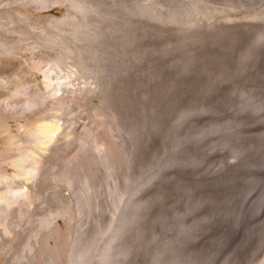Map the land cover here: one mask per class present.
Here are the masks:
<instances>
[{
  "label": "rangeland",
  "instance_id": "374dc122",
  "mask_svg": "<svg viewBox=\"0 0 264 264\" xmlns=\"http://www.w3.org/2000/svg\"><path fill=\"white\" fill-rule=\"evenodd\" d=\"M58 19L62 21L59 22ZM258 33L263 37H259ZM260 38L264 40V0H0V98L14 100L34 96V93L43 94L46 87L43 80L48 73L51 74L52 82L55 81L53 83L71 86L72 97L64 96L65 102L59 109L60 116L64 119L61 117L63 126L65 122L63 129L68 131L64 130L68 136L62 143L60 157V164L61 161L64 163L61 164L62 175H65L62 181L65 183L71 177L80 190L85 189L83 182L96 183L94 195L103 197L106 193L104 197L107 199L112 198L111 195L121 199L128 196L143 199L147 198L145 196L149 199L152 197V212H143L141 217L144 220L140 219L141 224L144 221L146 230L139 224L143 231L140 237L144 241L138 238L139 245L141 243L136 248L137 254L135 253L136 257L139 255L138 263L144 262V253L155 240L153 242L159 248L158 254L159 258L162 257V262L180 261L190 256L188 260L191 264H264V250H261L264 249V41ZM122 42L128 45H121ZM108 52L113 53L109 55ZM112 56L115 58H111ZM129 56L135 58L131 59ZM37 59L42 60L41 65ZM50 65H53L52 69L49 68ZM206 101L210 103L206 104ZM205 104L209 106L205 107ZM124 106L127 108H122ZM118 108H122V111ZM176 112H187L188 116L182 120ZM141 114L146 119L149 117L146 124L150 122L151 125H143ZM118 118L130 122L132 134L135 131L136 136L119 133L122 121ZM0 122L6 123L1 115ZM11 122L16 123L14 120ZM66 122L77 126H73L71 130ZM34 124L35 122L29 123L28 126ZM28 126L23 131L14 125L0 126V175L4 167L9 172L14 171L10 156L18 154L22 149H19L21 145L23 148L31 145L33 136L26 131ZM3 129L6 132L1 131ZM87 129L89 133L85 132ZM211 130L212 132H208ZM12 136L16 139L12 140ZM68 138L71 139L70 145L74 146L72 151L66 148ZM176 142L182 144L174 149ZM161 161H168L169 165ZM209 166L215 169H210ZM125 167H128L127 170ZM202 169L208 170L203 173L200 171ZM134 172L139 176L136 174L135 177L134 174L129 179ZM65 177L67 178L64 179ZM133 181L138 184L132 185ZM10 184L13 192L20 181L14 179ZM61 188L65 191L64 186ZM133 189L137 190V195L125 192ZM118 203L120 208L126 204L127 207L107 210L110 212H107V221H117L119 213H125L123 211H128L131 205L120 200ZM1 204L2 202V208ZM153 209L156 212L153 213ZM182 213L187 215L182 216ZM95 214L93 211L79 213L80 217L77 214L74 223L76 227L73 229L76 230L81 225L93 226ZM144 215L151 217L146 219ZM175 219L181 223L174 221ZM159 226L168 228L160 230ZM166 230L169 234H166ZM68 244L70 242L66 238L64 244L60 245L64 254L61 258L58 257L56 247L37 246L35 263L42 264L41 256L48 253L54 261L66 264ZM15 248L22 250L23 245H16ZM0 257L2 264L5 255L1 253Z\"/></svg>",
  "mask_w": 264,
  "mask_h": 264
},
{
  "label": "bare ground",
  "instance_id": "6f19581e",
  "mask_svg": "<svg viewBox=\"0 0 264 264\" xmlns=\"http://www.w3.org/2000/svg\"><path fill=\"white\" fill-rule=\"evenodd\" d=\"M44 1V0H43ZM49 1V0H48ZM46 2V1H45ZM78 4V3H77ZM88 4V3H87ZM84 6V5H83ZM146 7V6H145ZM63 18V17H62ZM59 20V19H58ZM54 21V20H53ZM62 20H59V22ZM87 21V20H86ZM92 21V20H91ZM56 22V21H55ZM48 23V22H47ZM64 23V22H63ZM71 23V22H70ZM59 24V23H58ZM61 24V23H60ZM59 27V26H58ZM225 27V26H224ZM60 29V28H59ZM62 29V27H61ZM261 32V31H259ZM263 32H261L260 34H262ZM259 33V37H263L261 36ZM89 35V34H88ZM257 35V36H258ZM254 36V35H253ZM196 38V37H195ZM252 38V37H251ZM260 38V39H261ZM126 39V38H124ZM255 39V37H254ZM264 39V38H263ZM262 40V39H261ZM257 41V40H256ZM264 41V40H262ZM121 42V41H120ZM124 42V41H123ZM121 43L124 44V43ZM128 42V41H127ZM255 42V41H254ZM127 44V43H126ZM124 44V46L126 45ZM129 44V42H128ZM127 44V45H128ZM251 44V42H250ZM258 44V43H257ZM262 44V43H261ZM264 44V42H263ZM108 45V44H107ZM107 45H103L104 47H106ZM119 45V44H118ZM249 45V43H248ZM97 46V45H96ZM100 46V45H99ZM98 46V47H99ZM116 46V45H115ZM259 47V46H258ZM113 48V47H112ZM127 48V47H126ZM132 48V47H131ZM134 48V47H133ZM132 48V49H133ZM136 48V47H135ZM145 48V47H144ZM253 48V47H251ZM96 49V48H95ZM101 49V48H100ZM104 49V48H103ZM106 49V48H105ZM115 49V48H114ZM137 49V48H136ZM136 49H135V53H136ZM143 49V48H142ZM260 49V48H259ZM258 49V51H259ZM117 51V49H115ZM131 50V49H130ZM249 50V49H248ZM247 50V51H248ZM102 51V49H101ZM104 51V50H103ZM107 51V50H106ZM110 51V50H109ZM114 51V50H113ZM115 51V52H116ZM119 51V50H118ZM243 51V50H242ZM250 51V50H249ZM96 52V51H95ZM98 52V51H97ZM134 52V51H133ZM133 52L131 54H133ZM143 52V50H142ZM149 52V49H148ZM161 52V51H160ZM251 52V51H250ZM253 52V50H252ZM99 53V52H98ZM109 53V52H108ZM113 53V52H112ZM112 53H109L112 54ZM144 53V52H143ZM240 53V52H239ZM247 53V52H246ZM254 53V52H253ZM142 54V53H141ZM248 54V53H247ZM105 55V53H104ZM107 55V54H106ZM126 55H128V53H126ZM135 55V54H134ZM102 56V55H101ZM100 56V57H101ZM115 56V55H114ZM145 56V55H144ZM257 56V55H256ZM255 56V57H256ZM103 57V56H102ZM131 59V56H129ZM138 57V56H137ZM142 56L140 55V58ZM243 57V56H242ZM241 57V58H242ZM248 57V55H247ZM246 57V58H247ZM253 56H251L252 58ZM107 58V56H106ZM111 58H115V57H111ZM139 58V59H140ZM143 58V57H142ZM141 58V59H142ZM245 58V56H244ZM249 58V57H248ZM254 58V57H253ZM104 59V58H103ZM137 59V58H136ZM144 59V58H143ZM142 59V60H143ZM243 59V58H242ZM39 60V59H37ZM141 60V61H142ZM250 60V59H249ZM40 61V60H39ZM42 61V60H41ZM41 61H40V65H41ZM105 61V60H104ZM135 61V60H134ZM184 61V60H183ZM247 62V60H245ZM39 62H37L38 64ZM137 63V62H134ZM242 62H240L241 64ZM244 63V62H243ZM171 64V63H170ZM245 64V63H244ZM56 65V64H55ZM133 65V64H132ZM38 66V65H36ZM43 66V65H42ZM53 66V65H52ZM50 65V69H52V67ZM91 66V65H90ZM135 66V65H134ZM148 66V65H147ZM248 66V64H247ZM41 67V66H38ZM37 67V68H38ZM57 67V66H56ZM137 67V66H136ZM135 67V68H136ZM139 67V66H138ZM149 67V66H148ZM200 67V66H199ZM239 67V65H238ZM112 68V67H111ZM131 68V67H130ZM182 68V67H181ZM217 68V67H215ZM43 69V67H42ZM49 69V70H50ZM57 69V68H56ZM101 69V68H100ZM104 69V68H103ZM118 69V68H117ZM138 69V68H137ZM136 69V70H137ZM141 68H139L138 70H140ZM228 69V68H227ZM133 70V68L131 69ZM178 70V69H177ZM216 70V69H215ZM244 70V68L242 69ZM134 71V70H133ZM225 71V70H224ZM38 72V70H37ZM50 72V71H49ZM135 71V75H136ZM151 72V71H150ZM227 72V71H226ZM236 72V71H234ZM51 73V72H50ZM64 73V72H63ZM71 73V72H70ZM228 73V72H227ZM49 74V73H48ZM46 74L44 77V83L46 84L45 87V91L43 92V94H37L34 93V96H26L27 98H17V99H9V98H0V115L2 117H4L5 119V124L0 122V126L4 125L6 127H10L12 125H14L18 130H22L25 127L28 126L29 123H33L35 122L34 125L32 126H28V128L26 129V131L28 133L31 134V136H33V140L30 142V146H23L21 144H18L20 146L19 149H22L19 151V153H15V156H10V161L12 166H14V171L13 172H9V170L7 168L4 167L3 171H2V175H0V190L2 191V194L0 195V203L2 202V208L0 207V254H4L5 255V259L3 261L2 264H36L35 263V251H36V247L38 246H42V245H47V246H53L56 247V252L58 254V257L61 258L63 254V252L60 249V245H63L64 242L67 240H69L70 244H68L67 246H69L68 248V252H67V257H66V264H139L137 262V257L139 255H137L136 257V248H138L139 242H138V238L142 235L143 231L140 230L141 226L143 225L144 221H142L141 224V220L143 219L141 216L143 214V212H152L151 210V205H152V197L145 196L147 197L146 199L142 198H137L134 196H128L126 199H120L119 198H113L114 195H111L112 198L107 199V197H104V193L103 197L102 195H94V191H95V186L96 183H92L90 181H86L83 182L84 183V187L85 189L80 190L77 187V183L74 182L73 179H67L65 183H63V179L62 177L65 175H62V168H61V164L63 165L64 163L60 164V157L62 154V143L65 142L64 139L68 136L65 135L66 133L64 132L63 129L65 126V122H64V126H63V117L60 116L61 113H59V109L60 106L63 105V102H65V100L63 99L64 96H68L71 93V86H63V85H58L56 83H53L55 81L52 82V78H51V74ZM214 74V73H213ZM221 74V73H220ZM64 75V74H63ZM138 75V74H137ZM141 75V74H140ZM226 75V74H225ZM230 75V74H229ZM242 75V74H241ZM68 76V75H67ZM147 76V75H146ZM232 76V73H231ZM115 77V76H114ZM236 77V75H235ZM234 77V78H235ZM239 77V76H238ZM231 78V77H230ZM233 78V79H234ZM241 78V77H240ZM239 78V79H240ZM245 78V77H244ZM76 79V78H75ZM74 79V81H75ZM211 79V78H210ZM214 79V77H213ZM218 79V78H217ZM242 79V78H241ZM66 80V79H65ZM212 80V79H211ZM216 80V79H214ZM225 81V79H222ZM235 80H237L235 78ZM60 81V80H59ZM217 81V80H216ZM229 81V78H228ZM231 81V80H230ZM233 81V80H232ZM238 81V80H237ZM236 81V82H237ZM241 81V80H240ZM243 81V80H242ZM241 81V82H242ZM66 82V81H64ZM240 82V83H241ZM60 83V82H59ZM77 83V82H76ZM214 83V82H213ZM234 83V81L232 82ZM64 84V83H63ZM66 84V83H65ZM64 84V85H65ZM211 84V83H210ZM73 85V84H72ZM87 85V84H86ZM92 85V84H91ZM118 85V84H117ZM239 85V84H238ZM237 85V86H238ZM82 86V85H81ZM85 87V85H84ZM205 87V86H204ZM229 87V85H228ZM234 87V86H233ZM236 87V86H235ZM239 87V86H238ZM237 87V89H238ZM74 88V87H73ZM72 88V89H73ZM79 88V87H78ZM240 88V87H239ZM31 89V88H30ZM234 89V88H233ZM34 90V89H33ZM236 90V89H235ZM234 90V91H235ZM28 91V89L26 90ZM31 91V90H30ZM74 91V90H73ZM24 93V92H23ZM26 93V92H25ZM237 94V93H236ZM242 94V93H241ZM253 94V93H251ZM233 96V95H232ZM231 96V98H232ZM70 97H72V95H70ZM125 97V96H124ZM118 98V97H117ZM229 98V97H228ZM73 99V98H72ZM243 99V98H241ZM71 100V99H70ZM204 100V99H203ZM232 100V99H231ZM234 100V99H233ZM238 100V99H236ZM250 100V99H249ZM76 101V100H75ZM108 101V100H107ZM117 101V99H116ZM164 101V100H163ZM202 101V100H201ZM242 101V100H240ZM245 101V100H244ZM68 102V101H67ZM110 102V101H109ZM177 102V101H176ZM235 102V101H234ZM237 102V101H236ZM248 102V101H245ZM71 103V102H69ZM117 103V102H115ZM130 103V102H129ZM128 103V104H129ZM210 103V102H209ZM206 101V104H209ZM233 103V102H232ZM252 103V100H251ZM251 103H247L251 104ZM76 104V103H75ZM113 104V103H112ZM119 104V103H118ZM127 104V102H126ZM204 104V103H202ZM206 104L204 105L205 107ZM239 104V102L237 103ZM235 104V105H237ZM254 104V103H253ZM68 105V104H67ZM121 105V104H120ZM123 105V104H122ZM132 105V104H131ZM197 105V104H196ZM241 105V104H240ZM257 105V104H256ZM255 105V106H256ZM198 106V105H197ZM239 108V105H237ZM244 106V105H243ZM246 106V105H245ZM244 106V107H245ZM65 107V106H64ZM67 107V106H66ZM71 107V106H70ZM75 107V106H74ZM211 107V106H210ZM248 107V106H247ZM252 107V105H251ZM77 108V107H76ZM75 108V109H76ZM122 108H127V106L122 107ZM122 108H118L119 110ZM132 108V107H131ZM130 108V109H131ZM199 108V107H198ZM227 108V107H226ZM64 109V108H63ZM68 109V108H67ZM70 109V108H69ZM68 109V110H69ZM129 109V108H128ZM134 109V108H132ZM144 109V108H143ZM147 109V107H146ZM197 109V107H196ZM204 109V108H203ZM236 109V108H234ZM251 109V108H250ZM125 110V109H124ZM123 110V111H124ZM205 110V109H204ZM63 111V110H62ZM122 111V110H120ZM126 111V110H125ZM143 111V110H142ZM186 111V110H185ZM237 111V110H236ZM74 112V111H73ZM132 112V111H131ZM137 112V111H136ZM140 112V111H139ZM148 112V111H147ZM181 112V111H180ZM241 112V111H240ZM79 113V112H78ZM122 113V112H121ZM125 113V112H124ZM122 113V114H124ZM141 113V112H140ZM143 113V112H142ZM169 113V112H168ZM177 113V112H176ZM199 113V112H198ZM202 113V112H201ZM239 113V112H238ZM70 114V113H69ZM75 114V113H74ZM73 114V115H74ZM130 114V113H129ZM138 114V113H137ZM145 114V113H144ZM178 114V113H177ZM236 114V113H235ZM240 114V113H239ZM176 115V114H175ZM244 115V114H243ZM132 116V115H131ZM144 115L141 114V117L139 115V117L142 119V123L144 126H148L150 124L147 125L146 121L149 117H147V119L145 117H143ZM167 116V115H166ZM178 116L180 118H182V120H184V118H187L188 113L187 112H183L181 114H178ZM233 116V115H232ZM61 117L63 120H61ZM120 117V116H119ZM138 117V119H140ZM174 117V116H173ZM242 117V116H241ZM240 117V118H241ZM246 117V116H245ZM244 117V118H245ZM71 118V117H70ZM234 118V117H233ZM119 119V118H118ZM137 119V117H136ZM239 119V118H238ZM237 119V120H238ZM247 120V118H245ZM3 120V119H2ZM11 120L16 121V123H12ZM69 120V119H68ZM72 120V119H71ZM69 120V121H71ZM120 122L122 121L120 126V130L119 133H123V134H131L132 136L135 135V131L132 134V126L130 124V122H127L126 120H124L122 118L119 119ZM129 121H131L130 119H128ZM134 120V119H133ZM176 120V119H175ZM187 120V119H186ZM234 120V119H233ZM236 120V117H235ZM240 121V120H239ZM237 121V122H239ZM137 122V121H136ZM173 122V121H172ZM236 122V123H237ZM67 123V122H66ZM119 123V122H118ZM117 123V126H118ZM139 123V122H138ZM141 123V124H142ZM152 123V122H151ZM177 123V122H176ZM179 123V122H178ZM182 123V122H181ZM231 123V122H230ZM69 123H67L66 125H68ZM78 124V123H77ZM134 124V123H133ZM137 124V123H136ZM214 124V123H212ZM225 124V123H224ZM140 125V123H139ZM151 125V124H150ZM174 125V124H173ZM184 125V124H182ZM186 125V124H185ZM227 125V124H226ZM229 125V123H228ZM75 127L77 125H72V123H70L68 125V127L71 129L72 127ZM118 126V127H119ZM142 126V127H144ZM208 126V124H207ZM214 126V125H212ZM218 126V125H217ZM216 126V127H217ZM264 126V125H263ZM5 127V128H6ZM67 127V126H66ZM67 127V128H68ZM73 127V128H74ZM93 127V126H92ZM156 127V126H155ZM164 127V126H163ZM174 127V126H173ZM179 127V126H178ZM186 127V126H185ZM223 127V126H222ZM225 127V126H224ZM232 127V125L230 126ZM4 128V127H3ZM4 128V129H5ZM72 128V129H73ZM110 128V127H109ZM139 128V127H138ZM176 128V126H175ZM227 128V127H226ZM263 128V127H262ZM261 128V129H262ZM3 132H6V131ZM71 129V130H72ZM137 129V128H136ZM146 129V128H145ZM144 129V130H145ZM179 130L181 128H178ZM207 129V127L205 128ZM215 129V128H214ZM223 129V128H222ZM9 129H7L8 132ZM12 130V129H11ZM69 130V129H68ZM88 130V129H87ZM117 130V129H116ZM159 130V129H158ZM187 130V129H186ZM210 130V128H209ZM23 131V130H22ZM80 131V130H79ZM78 131V132H79ZM91 131V130H90ZM147 131V130H145ZM161 131V130H160ZM174 131V130H172ZM188 131V130H187ZM214 131V130H213ZM217 131V130H216ZM232 131V130H231ZM20 132V131H19ZM25 132V131H24ZM66 132L67 129H66ZM87 133H89L88 131H85ZM115 132V131H114ZM117 132V131H116ZM141 132V131H140ZM143 132V131H142ZM154 132V131H153ZM207 132V131H206ZM208 132H212L208 131ZM84 133V132H83ZM118 133V134H119ZM150 133V132H149ZM183 133V132H181ZM187 133V132H185ZM194 133V132H193ZM9 134V133H8ZM13 134V133H12ZM21 134V133H20ZM71 134V133H70ZM114 134V133H113ZM117 134V135H118ZM122 134V135H123ZM138 134V132H137ZM173 134V133H172ZM170 134V135H172ZM198 134V133H196ZM74 135V134H73ZM86 135V133H85ZM169 135V136H170ZM174 135V134H173ZM186 135V134H185ZM191 135H195V134H191ZM10 136V134L8 135V137ZM114 136V135H113ZM116 136V135H115ZM119 136V135H118ZM136 136V135H135ZM143 136V135H142ZM187 136V135H186ZM196 136V135H195ZM194 136V137H195ZM15 137V136H14ZM12 136V140L14 138ZM77 137V135H76ZM121 137V136H120ZM130 137V136H129ZM139 138V135L137 136ZM136 137V138H137ZM172 137V136H170ZM177 136H175L176 138ZM191 137V136H190ZM199 137V136H198ZM173 138V137H172ZM186 138V137H185ZM183 138V139H185ZM16 139V138H14ZM72 139L73 136H72ZM82 139V138H81ZM116 139V138H115ZM178 139V138H177ZM180 139V138H179ZM188 139V138H187ZM194 139V138H193ZM198 139V138H197ZM200 139V138H199ZM71 140V139H70ZM69 138L67 141V146L66 148H68L69 151H72L74 146L70 145L71 142ZM123 140V139H122ZM128 140V139H127ZM126 140V141H127ZM137 140V139H136ZM135 140V141H136ZM189 140V139H188ZM20 141V140H18ZM30 141V140H29ZM73 141V140H72ZM89 141V140H88ZM124 141V140H123ZM122 141V142H123ZM134 141V142H135ZM138 141V140H137ZM176 141V140H175ZM184 141V140H183ZM22 142V140H21ZM79 142V141H78ZM84 142V141H83ZM131 142V141H130ZM174 142V141H173ZM171 142V144L173 143ZM181 142V141H180ZM185 142V141H184ZM183 142V143H184ZM18 143V142H17ZM100 143V142H99ZM148 143V142H147ZM25 144V143H24ZM81 144V143H80ZM126 144V143H125ZM175 144H177L176 147H179L178 145L182 144L176 142ZM29 145V144H28ZM124 145V144H121ZM120 145V146H121ZM173 145V144H172ZM18 146V147H19ZM89 146V145H88ZM136 146V145H135ZM144 146V145H142ZM149 146V145H148ZM222 146V145H221ZM17 147V148H18ZM102 147V146H101ZM104 147V145H103ZM137 147V146H136ZM146 146H144L145 148ZM173 147V146H172ZM182 147V146H181ZM223 147V146H222ZM90 148V147H88ZM97 148V147H96ZM131 148V147H130ZM169 148V147H168ZM171 148V146H170ZM169 148V149H170ZM76 149V148H75ZM78 149V148H77ZM81 149V148H80ZM182 149V148H180ZM89 150V149H88ZM91 150V149H90ZM111 150V149H110ZM134 150V149H133ZM155 150V149H154ZM238 150V149H237ZM236 150V151H237ZM16 151V150H15ZM65 151V150H63ZM180 151V150H178ZM182 151V150H181ZM3 152V150L1 151ZM86 152V150H85ZM90 152V151H89ZM120 152V151H119ZM123 152V151H122ZM139 152V151H138ZM167 152V151H165ZM183 152V151H182ZM181 152V153H182ZM217 152V151H216ZM231 152V150H230ZM238 152V151H237ZM242 152V150H241ZM64 153V152H63ZM72 153V152H71ZM124 153V152H123ZM131 153V152H129ZM177 153V152H176ZM211 153V152H210ZM2 154V153H1ZM11 154V153H10ZM107 154H109L107 152ZM145 154V153H144ZM147 154V153H146ZM162 157H164L165 155L163 153H161ZM168 154V153H167ZM178 154V153H177ZM212 154V153H211ZM210 154V155H211ZM4 157V154H2ZM13 155V154H11ZM70 155V154H69ZM68 155V156H69ZM124 155V154H123ZM133 155V154H132ZM138 155V154H137ZM164 155V156H163ZM181 155V154H180ZM179 155V157L181 158V156ZM214 155V154H212ZM211 155V157H212ZM223 155V154H222ZM221 155V157H222ZM225 155V154H224ZM230 155V154H229ZM65 156V155H64ZM109 156V155H107ZM128 156V155H127ZM130 156V155H129ZM158 156V155H157ZM156 156V157H157ZM160 156V157H161ZM207 156V155H206ZM220 156V155H218ZM63 157V156H62ZM71 157V156H70ZM82 157V156H81ZM87 157V156H86ZM105 157V155H104ZM134 157V156H133ZM140 157V156H139ZM161 157V158H162ZM174 157H176L174 155ZM216 157V156H215ZM238 157H239V153H238ZM65 158V157H64ZM77 158V157H76ZM114 158V157H113ZM126 158V157H125ZM128 158V157H127ZM130 158V157H129ZM135 158V157H134ZM165 158V157H164ZM168 158V156H167ZM179 158V159H180ZM217 158V157H216ZM219 158V157H218ZM224 158V157H223ZM230 158V157H229ZM4 159V158H3ZM67 159V158H66ZM105 159V158H104ZM122 159V158H121ZM120 159V160H121ZM136 159V158H135ZM148 159V158H147ZM169 159V158H168ZM175 159V158H174ZM177 159V158H176ZM178 159V160H179ZM210 159V158H209ZM225 159V158H224ZM235 159V158H234ZM64 160V159H63ZM79 160V159H78ZM87 160V159H85ZM119 160V162H120ZM153 160V159H152ZM150 160V162L152 161ZM158 160V159H156ZM173 160V159H172ZM205 160V159H204ZM208 160V159H206ZM212 160L214 161V159L212 158ZM216 160V159H215ZM221 160V159H218ZM7 161V160H6ZM5 161V162H6ZM118 161V160H116ZM171 161V158H170ZM182 161V160H181ZM223 161V160H222ZM235 161V160H233ZM237 161V160H236ZM240 161V160H239ZM238 161V162H239ZM2 162V161H0ZM71 162V160H70ZM82 162V161H80ZM122 162V161H121ZM129 162V160H128ZM132 162V161H131ZM136 162V161H135ZM149 162V161H147ZM149 162V163H150ZM153 162V161H152ZM155 162V161H154ZM157 162V161H156ZM163 161H161L162 163ZM168 162V161H167ZM167 162H163V163H167ZM173 162H175L173 160ZM177 162V161H176ZM175 162V163H176ZM183 162V161H182ZM207 162V161H205ZM209 162V160H208ZM237 162V163H238ZM78 163V162H77ZM105 163V162H104ZM127 163V162H126ZM137 163V162H136ZM146 163V162H145ZM144 163V164H145ZM148 163V164H149ZM158 163V162H157ZM172 163V162H171ZM223 163V162H222ZM221 163V164H222ZM226 163V162H225ZM224 163V164H225ZM240 163V162H239ZM243 163V162H242ZM88 164V163H87ZM113 164V161H112ZM128 164V163H127ZM131 164V163H130ZM134 164V163H133ZM141 164V163H140ZM155 164V163H154ZM169 165V163H167ZM166 164V166H167ZM82 165V164H81ZM111 165V164H110ZM114 165V164H113ZM164 165V164H163ZM206 165V164H205ZM204 165V166H205ZM209 165V164H208ZM229 165V164H228ZM237 165V164H236ZM235 165V166H236ZM75 166V165H74ZM130 166V165H127ZM132 166V165H131ZM135 166V165H134ZM133 166V167H134ZM139 166V165H138ZM144 166V165H143ZM156 166V165H154ZM162 166V164H161ZM191 166V165H190ZM233 166V165H232ZM234 166V167H235ZM80 167V166H79ZM110 167V166H108ZM107 167V170H109ZM112 167V166H111ZM114 167V166H113ZM119 167V166H117ZM188 167V166H187ZM201 167V166H200ZM203 167V166H202ZM210 167V166H209ZM231 167V166H230ZM238 167V165L236 166ZM2 168V167H1ZM121 168V167H120ZM126 170L128 167H125ZM124 168V169H125ZM143 168V167H142ZM151 168V167H150ZM153 168V167H152ZM195 168V167H194ZM229 168V167H228ZM227 168V169H228ZM81 169L83 170V168L81 167ZM111 169V168H110ZM144 169V168H143ZM198 169V168H196ZM204 169V167H203ZM202 171L207 172L208 169H205L206 171ZM210 169H215V168H211ZM233 169V168H232ZM68 170V169H67ZM76 170V169H75ZM106 170V171H107ZM118 170V169H117ZM120 170V169H119ZM125 170V171H126ZM146 170V168H145ZM144 170V171H145ZM157 170V169H156ZM160 170V169H158ZM157 170V171H158ZM224 170V169H223ZM66 171V170H65ZM105 171V172H106ZM112 171V170H111ZM116 171V170H115ZM131 171V169H130ZM150 169L148 170V173ZM232 171V170H231ZM234 171V169H233ZM91 172V171H90ZM113 172V171H112ZM111 172V173H112ZM122 172V171H121ZM152 172V170H151ZM78 173V172H77ZM87 173V172H86ZM116 173V172H115ZM123 173V172H122ZM121 173V174H122ZM72 174V173H71ZM70 174V175H71ZM119 174V173H118ZM128 174V172H127ZM127 174L125 178H127ZM136 177V174L139 176V174L136 172L133 173V176H129V179L131 177ZM209 174V173H208ZM223 174V173H222ZM67 175V174H66ZM69 175V176H70ZM102 175V174H101ZM143 177L144 175L141 174ZM221 175V174H219ZM86 176V175H85ZM98 176V175H97ZM118 176V175H117ZM208 176V175H207ZM213 176V175H212ZM216 176V175H215ZM112 177V174H111ZM123 177V176H122ZM150 177V176H147ZM145 179H148V178ZM181 177V176H180ZM188 177V176H187ZM220 177V176H219ZM67 177H65L64 179H66ZM107 178V177H106ZM116 178V177H115ZM141 178V176H140ZM155 178V177H154ZM183 178V176H182ZM186 178V177H185ZM17 179L20 181V184L17 186V189L14 190L12 192V187L10 186L11 182ZM95 179V178H94ZM100 179V178H99ZM120 179V177H119ZM118 179V180H119ZM135 179V178H133ZM180 179V178H179ZM86 180V179H84ZM101 180V179H100ZM128 180V179H127ZM132 180V179H131ZM130 180V181H131ZM141 180V179H140ZM139 180V181H140ZM154 180V179H152ZM151 180V181H152ZM173 180V179H172ZM183 180V179H182ZM205 180V179H204ZM112 181V180H111ZM125 181V179H124ZM146 181V180H145ZM175 181H177L175 179ZM179 181V180H178ZM94 182V181H93ZM97 182V181H96ZM102 182V181H101ZM100 182V184H101ZM126 182V181H125ZM137 182V181H136ZM135 181H133L131 184L132 185H137L138 183H136ZM150 182V181H149ZM149 182H145L146 184H150ZM203 182V181H202ZM113 183V182H112ZM130 183V182H129ZM128 183V185H129ZM140 183V182H139ZM153 183V182H152ZM151 183V184H152ZM180 183V182H179ZM183 183H185L183 181ZM64 184V185H63ZM80 184V183H79ZM78 184V185H79ZM82 184V183H81ZM119 184V183H118ZM125 184V183H124ZM127 184V183H126ZM131 184L129 187H131ZM173 184V183H172ZM176 184V182H175ZM174 184V185H175ZM103 185V184H102ZM100 185V187L102 186ZM117 185V184H116ZM126 185V186H128ZM177 185V184H176ZM62 186H64L65 191H63L61 188ZM83 186V185H82ZM99 186V185H98ZM183 186V185H182ZM108 187V186H107ZM112 187V186H111ZM117 187V186H116ZM97 188V186H96ZM106 188V187H105ZM110 188V187H109ZM119 188V187H118ZM127 188V187H126ZM135 188V187H134ZM151 188V187H150ZM175 188V187H174ZM252 188V187H251ZM99 189V188H98ZM107 189V188H106ZM111 190L114 188H110ZM131 189V188H130ZM141 189V187L139 188ZM176 190L178 188H175ZM119 190V189H118ZM174 190V192L176 191ZM105 191V190H104ZM152 191V189H151ZM173 191V190H172ZM103 192V191H102ZM113 192V191H112ZM111 192V193H112ZM126 193H130L135 194L137 192V190H125ZM143 192V191H142ZM251 192V191H250ZM125 193V195H126ZM139 193V192H138ZM151 193V192H150ZM248 193V192H247ZM113 194V193H112ZM121 194V193H120ZM123 194V193H122ZM121 194V195H122ZM154 194V193H153ZM177 194V193H176ZM249 194V193H248ZM107 195V194H106ZM105 195V196H106ZM137 195V193H136ZM141 195V194H140ZM145 195V194H144ZM149 195V194H148ZM258 195V194H257ZM120 196V195H119ZM162 196V194H160V197ZM173 196V195H172ZM260 196V195H259ZM116 197V196H115ZM126 197V196H124ZM159 197V196H158ZM157 197V198H158ZM197 197V196H196ZM156 198V199H157ZM162 198V197H161ZM123 201V202H129L131 203V205L128 206L130 208H128V211H123L125 213H122V211L119 213L120 215L118 216L117 221H113V220H108L107 221V212L112 209L111 211L114 210V208H118L119 204L118 201ZM163 199V198H162ZM263 199V198H262ZM193 200V199H192ZM191 200V201H192ZM117 201V202H116ZM158 201V200H157ZM156 201V202H157ZM118 203V205H117ZM160 203V202H159ZM172 203V202H171ZM259 203V202H258ZM174 204V203H173ZM177 203H175L174 205H176ZM160 205V204H159ZM178 205V204H177ZM180 205V204H179ZM122 207H127L126 206H121V208L119 207V209H122ZM174 207V206H173ZM153 208V207H152ZM156 208V207H155ZM154 208V209H155ZM166 208H168V206H166ZM153 209V213L156 212ZM160 209V208H159ZM157 209V210H159ZM170 209V208H169ZM172 209V208H171ZM188 209V208H187ZM108 210V211H107ZM127 210V209H125ZM181 210V209H180ZM189 210V209H188ZM201 210V209H200ZM93 211L94 213H96L95 218H93V226H79L76 230L73 229L74 227V223L76 222V217L79 216V213H89ZM173 211V210H172ZM184 211V209H183ZM242 211V210H241ZM118 212V211H116ZM163 212V211H162ZM191 212V211H190ZM198 213V211H196ZM110 213V212H108ZM152 213V214H153ZM160 213V212H159ZM164 213V212H163ZM189 213V212H188ZM192 213V212H191ZM78 214V216H77ZM124 216H123V215ZM145 214V213H144ZM151 214V216H153ZM158 214V212H157ZM178 214V213H176ZM184 213H182V216H186L183 215ZM86 215V214H85ZM90 215V214H89ZM92 215V213H91ZM94 215V214H93ZM109 215V214H108ZM116 215V214H115ZM147 215V214H145ZM146 219L147 218L146 216ZM150 215V214H148ZM161 215V214H160ZM168 215V214H167ZM171 215V214H170ZM198 215V214H196ZM241 215V214H240ZM166 216V215H163ZM162 216V217H163ZM193 216V214H192ZM201 216V215H200ZM80 217V216H79ZM90 217V216H87ZM111 217V215H110ZM168 217V216H166ZM177 217V216H175ZM92 218V217H91ZM142 218V219H141ZM157 218V217H156ZM194 218V216H193ZM78 219V218H77ZM82 219V218H81ZM86 219V218H85ZM90 218H88L89 220ZM111 219V218H110ZM114 219V218H113ZM141 219V220H140ZM153 219H155L153 217ZM158 219V218H157ZM166 219V218H165ZM190 219V218H189ZM197 219V217H196ZM195 219V220H196ZM199 219V218H198ZM83 220V219H82ZM140 220V222H139ZM144 220V219H143ZM152 220V219H151ZM188 220V219H186ZM163 221V220H162ZM167 221V220H166ZM176 221V219L174 220ZM178 221V219H177ZM176 221V222H177ZM197 221V220H196ZM63 222L65 223L63 225ZM88 222V221H87ZM90 222V220H89ZM88 222V223H89ZM169 222V221H168ZM167 222V223H168ZM175 222V223H176ZM179 222V221H178ZM151 223H153V221H151ZM162 223V222H161ZM166 223V222H165ZM174 222H172L173 224ZM181 223V221L179 222ZM178 223V225H180ZM185 223V222H184ZM84 224L86 225V222L84 221ZM139 224H141V226H139ZM149 224V223H147ZM170 224V223H168ZM190 224V223H188ZM145 225V223H144ZM143 225V227H144ZM153 225V224H151ZM166 225V224H165ZM176 225V224H174ZM177 225V226H178ZM191 225V224H190ZM189 225V228H191V226ZM196 225V224H195ZM198 225V224H197ZM196 225V226H197ZM170 226V225H169ZM183 226V225H182ZM180 226V227H182ZM186 226V225H185ZM184 226V228H185ZM150 227V225L148 226ZM161 229L163 230V228H168V227H161L159 226ZM174 227V226H173ZM176 227V226H175ZM188 227V226H187ZM193 227V226H192ZM177 228V227H176ZM182 228V229H184ZM194 228V227H193ZM226 228V227H225ZM145 229V227H144ZM157 229V228H156ZM146 230V229H145ZM144 230V231H145ZM181 230V229H180ZM191 230V229H190ZM167 231V230H166ZM165 231V232H166ZM179 231V228H178ZM182 231V230H181ZM148 232V231H147ZM159 233V231H156ZM163 232V231H161ZM172 232V231H171ZM170 232V233H171ZM188 232V231H187ZM152 232H150L151 234ZM155 233V232H154ZM157 233V234H158ZM192 233V232H191ZM190 233V234H191ZM149 234V233H148ZM165 234V233H164ZM166 234H169V232L167 231ZM165 234V235H166ZM172 234V233H171ZM174 234V233H173ZM189 234V233H188ZM193 234V233H192ZM146 235V234H145ZM155 235V234H154ZM161 235V234H160ZM197 235V234H196ZM157 236V235H156ZM182 236V235H181ZM180 236V237H181ZM187 236V235H186ZM148 237V236H146ZM154 237V236H153ZM152 237V239H153ZM178 237V236H177ZM198 237V236H197ZM69 238V239H68ZM144 238V237H142ZM150 238V237H149ZM168 238V237H167ZM170 238V237H169ZM184 238V237H182ZM141 239V237L139 238ZM156 239V238H155ZM161 239V238H160ZM171 239V238H170ZM181 239V238H180ZM193 239V237H192ZM195 239V238H194ZM150 240V239H149ZM165 240V239H164ZM172 240V239H171ZM249 240V239H248ZM141 241H144L141 239ZM155 241V240H153ZM151 243L150 246H148L149 248L146 250L145 254V259L144 262L142 264H191V261L188 260V258L190 256H187V254H185L188 258H182L180 261L179 260H175V261H167V262H162L159 258V254H158V249L157 248V244L155 245L153 242ZM158 241V240H157ZM168 241V240H167ZM163 242V240H162ZM177 242V240H176ZM182 242V239H181ZM187 242V241H186ZM175 243V242H174ZM185 242H183L184 244ZM188 243V242H187ZM22 244L23 248L22 250H17V248H15L16 245ZM164 244V243H162ZM263 244V243H262ZM166 245V243H165ZM164 245V247H165ZM180 245H182L180 243ZM192 245V244H191ZM168 246V245H167ZM166 246V247H167ZM46 248V247H45ZM178 248V247H177ZM197 248V247H196ZM51 249V248H50ZM145 249V248H144ZM169 249L173 250L172 247ZM176 249V247H175ZM199 249V248H197ZM49 250V249H48ZM53 250V249H52ZM50 250V251H52ZM67 250V249H65ZM64 250V251H65ZM264 250V249H261ZM45 251V250H44ZM139 251V250H138ZM142 251V250H140ZM168 251V250H167ZM200 251V250H199ZM43 252V251H42ZM55 252V251H54ZM166 252V251H165ZM169 252V251H168ZM179 252V251H177ZM194 252V251H193ZM230 252V251H229ZM263 252V251H262ZM261 252V253H262ZM136 253V254H135ZM162 253V251H161ZM176 253V251H175ZM185 253V252H184ZM187 253V252H186ZM258 253V252H257ZM260 253V254H261ZM44 254V253H43ZM48 254V253H47ZM47 254H40L42 255V264H61V261L57 262L54 261L53 258H51L49 255ZM183 254V252L181 253V255ZM263 254V253H262ZM261 254V256H262ZM39 255V254H38ZM51 255V254H50ZM175 255V254H174ZM233 255V254H232ZM237 255V254H236ZM142 256H144L142 254ZM169 256V255H168ZM225 256V255H224ZM228 256V255H227ZM195 257V256H194ZM264 257V256H262ZM1 258L0 257V262H1ZM166 258V257H165ZM172 258V257H171ZM180 258V257H179ZM207 258V257H206ZM58 259V258H57ZM220 259V258H219ZM39 260V259H38ZM168 260V259H166ZM165 260V261H166ZM170 260V259H169ZM260 259H257V261ZM263 260V258H262ZM63 261V260H62ZM142 261V260H141ZM177 261V262H176ZM194 261V260H193ZM201 261V260H200ZM224 261V260H223ZM233 261V260H232ZM253 261V260H252ZM261 261V260H260ZM264 261V260H263ZM214 262V261H213ZM217 262V261H216ZM225 262V261H224ZM251 262V261H250ZM41 263V262H39ZM200 263V262H199ZM201 263H203V261H201ZM205 263V262H204ZM220 263V262H218ZM230 263V262H229ZM233 263V262H232ZM255 263V262H254ZM253 263V264H254ZM260 263V262H258ZM257 263V264H258ZM264 263V262H263ZM64 264V263H63ZM141 264V263H140ZM195 264V263H194ZM249 264V262H248ZM252 264V263H251ZM256 264V263H255ZM261 264V263H260Z\"/></svg>",
  "mask_w": 264,
  "mask_h": 264
}]
</instances>
